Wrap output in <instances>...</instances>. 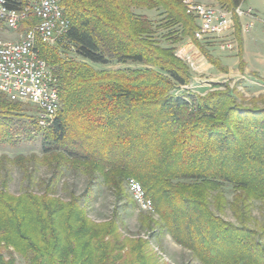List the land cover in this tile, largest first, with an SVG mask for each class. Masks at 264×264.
Segmentation results:
<instances>
[{
	"label": "trees",
	"instance_id": "16d2710c",
	"mask_svg": "<svg viewBox=\"0 0 264 264\" xmlns=\"http://www.w3.org/2000/svg\"><path fill=\"white\" fill-rule=\"evenodd\" d=\"M184 1H62L70 21L67 42L37 43L59 79L62 107L42 130L41 155L0 156L6 175L0 185V264H18V257L26 264H160L148 239L123 232L120 205L139 207L127 189L130 178L152 202L153 213L141 210L139 218L150 235L157 228L167 232L202 264H264V94L247 99L228 85L205 94L172 93L191 81V68L177 53L186 39L213 66L227 69L198 39L197 18ZM212 1L234 9L246 0ZM137 9L163 12L171 46L162 45L154 22ZM234 24L244 69L237 15ZM68 46L83 60L65 58L60 49ZM111 61L146 68L100 70L91 64ZM24 106L0 92V146L17 148L23 137L41 131L39 118L23 113ZM26 116L29 122L22 121ZM7 163L18 166L27 183L19 194L8 188ZM40 166L51 175L38 182ZM67 171L86 176L87 185L65 199L58 188ZM99 179L115 197L112 216L101 222L88 212ZM227 184L234 188L231 199ZM254 202L261 203V221L253 215ZM228 209L235 222L222 216Z\"/></svg>",
	"mask_w": 264,
	"mask_h": 264
},
{
	"label": "rangeland",
	"instance_id": "374dc122",
	"mask_svg": "<svg viewBox=\"0 0 264 264\" xmlns=\"http://www.w3.org/2000/svg\"><path fill=\"white\" fill-rule=\"evenodd\" d=\"M200 1L208 5H212L215 7H221L216 2L212 0H195ZM244 3L245 7L249 4H256L260 6L262 11L264 10V0H246ZM226 10L224 7H221ZM137 14H144L149 17L155 24L157 33L156 37L160 39L162 45L171 46L170 39L166 36L168 34L169 28L164 27L161 23H163L164 14L161 10L158 9H137ZM245 18H240L241 22ZM242 22L243 25L248 23V21ZM36 22L31 21L30 24ZM30 24L24 25L23 23L19 26L17 30H9L7 32H0V38L4 41L8 42H17L21 41L25 31L28 29ZM257 25L254 31L257 32V36L259 37V53L253 58L248 57L247 62L245 61V68L240 69L239 63L240 58L238 56V42L234 37L233 29H230L226 36L222 38L216 37H198L200 42L208 49L209 53L216 59H220L224 65V69H218L216 66H213L205 57V55L196 47V45L191 41V39H186L183 42L177 44V53L185 61L191 68V81L188 85L185 86H177L172 90V93L175 95H183V93H200L205 94L211 90L215 89H223L225 85L233 89H238L247 99L258 97L261 94H264V32L261 23L257 22ZM254 27H251L252 31ZM248 31L243 30V33L246 35V47L248 50H252L251 43L247 40L249 35H247ZM198 35V32H197ZM52 45V44H49ZM229 45H231L229 47ZM56 46V45H52ZM58 46V45H57ZM62 55L65 58L75 59L82 61L83 59L77 56L73 48L68 46L60 49ZM91 63V62H90ZM95 68L100 70H108V69H139L146 68L143 64L138 63H127L122 64L116 61H111L110 64H95L91 63ZM23 103V102H21ZM249 103V101H246ZM24 111L26 115L30 116H38V108L32 104H25ZM261 104V103H260ZM26 116L22 118V121H30V118ZM39 125L41 126L40 132H34L31 136H25L22 138L20 145L17 148H9L0 146V156L7 155L9 158L13 159L18 155H30L32 153H36L38 155L42 154V130L48 127L49 122L43 121L39 118ZM9 168V177L7 179L8 188L11 192L15 194H19L25 190L26 182L23 180V173L20 168L16 165H12L11 163L6 164ZM51 175V172L45 167L40 166V168L36 172V181L39 182L40 178L48 179ZM6 177L5 173L0 169V185L1 182ZM65 183L62 181L58 188V195L68 199L70 197L71 192H75L77 194L81 193L87 185V178L83 174L73 173L71 171H67L66 177L64 178ZM94 199H92L88 204V212L91 218L95 221L101 222L108 220L112 214L115 204V197L113 192L104 184L102 179H99L94 186ZM128 191L129 188L127 187ZM34 190L36 192H41L42 189L39 185L35 186ZM224 192L226 193L228 198H232L234 194V188L232 185L227 184L224 187ZM130 195L132 193L129 191ZM133 197V196H132ZM134 198V197H133ZM143 210L145 213H153L148 210L142 209L141 206L133 207L130 203L120 205V216H121V225L123 232L127 235L132 236H142L145 239H148L150 242L151 249L156 252L158 261L160 264H202L191 251L185 249L184 247L178 245L173 241L171 236L157 228L155 234H149L146 229L141 227V223L139 221L140 211ZM253 215L259 221L262 220V206L260 202H254L253 204ZM222 216L230 221L235 222V218L231 212V210H226ZM18 264H26L23 259L18 257Z\"/></svg>",
	"mask_w": 264,
	"mask_h": 264
},
{
	"label": "built area",
	"instance_id": "2783aa9c",
	"mask_svg": "<svg viewBox=\"0 0 264 264\" xmlns=\"http://www.w3.org/2000/svg\"><path fill=\"white\" fill-rule=\"evenodd\" d=\"M63 0H0V32L17 30L29 18L30 24L21 41L8 42L0 38V92L11 100L32 103L38 108L41 120L51 122L62 107L59 79L47 61L41 57L37 43L64 45L70 21L62 8ZM187 13L195 16L199 25L198 37L222 38L230 29L234 32V16L249 18L243 30H250L257 22L264 32V10L257 11L242 4L232 10L215 7L195 0L184 1ZM231 45H229L230 47ZM129 191L139 206L152 211L141 184L134 178L128 182Z\"/></svg>",
	"mask_w": 264,
	"mask_h": 264
},
{
	"label": "crops",
	"instance_id": "0c3cea01",
	"mask_svg": "<svg viewBox=\"0 0 264 264\" xmlns=\"http://www.w3.org/2000/svg\"><path fill=\"white\" fill-rule=\"evenodd\" d=\"M247 1H245L244 3H246ZM242 4L243 7H245V4ZM247 7H252L254 9H256L257 11H262L263 8H261L260 6H257L256 4H249ZM245 7V8H247ZM245 20L248 21V18H245L242 20V22H246ZM257 25L255 26V28L252 31H248L247 35H249V37H247L248 41L251 43L252 45V50H248L246 47V35L245 33H243V38H244V44H243V49H244V53H243V57L244 60L247 62V58L251 57L253 58V56L255 57L258 53H259V37L257 36V32L254 31L256 29ZM192 41V40H191ZM260 54V53H259Z\"/></svg>",
	"mask_w": 264,
	"mask_h": 264
}]
</instances>
